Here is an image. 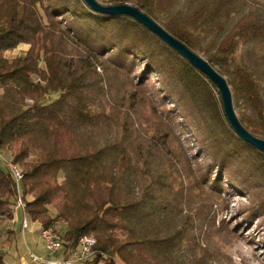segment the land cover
Listing matches in <instances>:
<instances>
[{
    "label": "trees",
    "instance_id": "16d2710c",
    "mask_svg": "<svg viewBox=\"0 0 264 264\" xmlns=\"http://www.w3.org/2000/svg\"><path fill=\"white\" fill-rule=\"evenodd\" d=\"M98 1L132 3L203 56L227 79L240 122L264 138V0ZM178 117L208 140L201 166ZM0 150L23 173L18 189L0 159V229L21 194L39 232L65 224V257L94 235L93 264H223L233 231L214 205L224 182L247 194L264 183V151L237 134L217 85L135 17L86 0H0ZM249 209V222L264 221L263 196Z\"/></svg>",
    "mask_w": 264,
    "mask_h": 264
},
{
    "label": "rangeland",
    "instance_id": "374dc122",
    "mask_svg": "<svg viewBox=\"0 0 264 264\" xmlns=\"http://www.w3.org/2000/svg\"><path fill=\"white\" fill-rule=\"evenodd\" d=\"M28 48V44L22 43L14 50L6 52V56L10 57L23 54ZM154 82L157 84L158 79L155 76H152L150 83L154 84ZM159 90L162 91L161 89ZM215 93L217 95L216 91ZM170 104V106H172V103ZM159 108L163 111L168 110L169 105H160ZM173 121L174 120L171 119L172 124L176 126L178 137L183 143L184 149L188 153L190 162H193L194 167L196 168L200 162H208L207 158L205 159L201 154V152L207 148L206 144L208 143V140L207 138L200 137L197 133V130L199 131L198 127L193 131L190 129L178 128V125L181 123L180 118L178 117L177 120L175 119V121ZM201 146H203V148ZM198 147L202 148L200 149V152ZM3 154L6 155L7 159H11L4 151ZM19 168L22 169L20 166ZM227 180L228 179L224 182V187L220 190L218 200L214 205L215 212L217 213L216 224H225L233 231V235L230 234L231 239H229V242L222 247L224 257L223 264H264V242L262 241L264 235V221L254 220L249 222V219L247 218L249 215V208L257 202V197H264V183L262 180L258 179L256 187L251 188L250 194H247L248 190L244 191L245 189L238 188ZM28 199H31V196H28ZM15 213H17L20 220L16 225V235H13L14 237L11 242L3 244L4 248L11 255L12 264H21L22 257L26 259V264H49L46 261L34 262L29 255L30 252H34L39 256H44L46 260L49 258L41 234L38 232L40 224L33 223L31 219L27 217L29 226L23 230L21 222L24 213L18 205L14 209V215ZM52 213H55L53 209ZM15 222L16 221L13 217L11 221L6 223L7 225L5 224V227L8 226L7 232L4 231V226L1 227V242H5L7 236L11 235L10 233L14 228L13 226ZM64 226V223L58 221L54 224L53 228L58 231H63ZM60 256L61 255L59 254H55L52 258H59ZM6 258L8 259V257ZM98 264L104 263L100 262Z\"/></svg>",
    "mask_w": 264,
    "mask_h": 264
},
{
    "label": "water",
    "instance_id": "95a60500",
    "mask_svg": "<svg viewBox=\"0 0 264 264\" xmlns=\"http://www.w3.org/2000/svg\"><path fill=\"white\" fill-rule=\"evenodd\" d=\"M86 2L92 9L100 13L128 14L135 17L138 21L162 38L172 48L187 58L194 67L205 73L217 85L221 93L226 116L237 134L256 148L264 151V138L253 135L240 122L234 108L232 90L227 79L220 74L203 56L188 48L183 42L172 36L156 20L141 11L132 3L103 4L98 0H86Z\"/></svg>",
    "mask_w": 264,
    "mask_h": 264
},
{
    "label": "built area",
    "instance_id": "2783aa9c",
    "mask_svg": "<svg viewBox=\"0 0 264 264\" xmlns=\"http://www.w3.org/2000/svg\"><path fill=\"white\" fill-rule=\"evenodd\" d=\"M0 157L1 162L6 165L12 172L18 189H20V183L23 177L22 170L17 164L13 162L12 159H6L3 155L2 150H0ZM18 206L21 207V210L24 213V217L21 222L22 229L24 230L29 226V221L25 214V202L21 198V194L18 198ZM40 234L49 258L48 260H46L44 256H39L34 252H30V258L34 262L46 261L49 264L93 263L97 256V239L94 235H84L80 239L78 246L70 252V255L68 257H65L63 253L65 248L64 242L53 227L42 229ZM55 254H59L61 256L59 258H52Z\"/></svg>",
    "mask_w": 264,
    "mask_h": 264
},
{
    "label": "crops",
    "instance_id": "0c3cea01",
    "mask_svg": "<svg viewBox=\"0 0 264 264\" xmlns=\"http://www.w3.org/2000/svg\"><path fill=\"white\" fill-rule=\"evenodd\" d=\"M14 219H15V224H14V228H13V230H15L16 229V225H17V223H19V217H18V215H17V213H15V215H14ZM34 223V222H33ZM21 228V227H20ZM39 232V231H38ZM39 233H41V232H39ZM6 257H8V259L5 257V263L4 264H12V261H11V255L8 253V251L6 250ZM26 259L24 258V257H22V262H21V264H26Z\"/></svg>",
    "mask_w": 264,
    "mask_h": 264
},
{
    "label": "bare ground",
    "instance_id": "6f19581e",
    "mask_svg": "<svg viewBox=\"0 0 264 264\" xmlns=\"http://www.w3.org/2000/svg\"><path fill=\"white\" fill-rule=\"evenodd\" d=\"M3 155H4V157L7 159L6 155H5V154H3ZM0 159H1V157H0Z\"/></svg>",
    "mask_w": 264,
    "mask_h": 264
}]
</instances>
